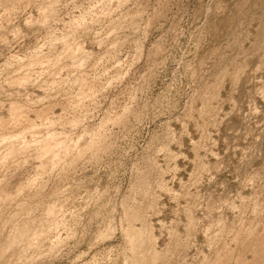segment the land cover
Here are the masks:
<instances>
[{
  "label": "rangeland",
  "instance_id": "rangeland-1",
  "mask_svg": "<svg viewBox=\"0 0 264 264\" xmlns=\"http://www.w3.org/2000/svg\"><path fill=\"white\" fill-rule=\"evenodd\" d=\"M216 263L264 264V0H0V264Z\"/></svg>",
  "mask_w": 264,
  "mask_h": 264
},
{
  "label": "bare ground",
  "instance_id": "bare-ground-1",
  "mask_svg": "<svg viewBox=\"0 0 264 264\" xmlns=\"http://www.w3.org/2000/svg\"><path fill=\"white\" fill-rule=\"evenodd\" d=\"M15 108V107H14ZM47 142V141H46ZM49 159V158H48ZM37 176V175H36ZM37 180V179H36ZM26 233V232H25ZM258 233V232H257ZM252 252V251H251ZM262 260V259H261ZM217 264V263H216ZM253 264V263H252Z\"/></svg>",
  "mask_w": 264,
  "mask_h": 264
}]
</instances>
